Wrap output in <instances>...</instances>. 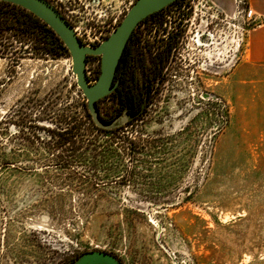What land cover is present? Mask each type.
Returning <instances> with one entry per match:
<instances>
[{
    "label": "rangeland",
    "instance_id": "374dc122",
    "mask_svg": "<svg viewBox=\"0 0 264 264\" xmlns=\"http://www.w3.org/2000/svg\"><path fill=\"white\" fill-rule=\"evenodd\" d=\"M46 1L93 48L136 0ZM182 13L212 39H171L142 114L103 132L69 53L37 54L3 22L20 16L1 14L0 264H68L92 250L122 264H264V65L246 62L250 26L227 0L167 6L138 25L134 58L152 61ZM85 70L94 83L100 57ZM116 107L97 102L103 118Z\"/></svg>",
    "mask_w": 264,
    "mask_h": 264
},
{
    "label": "water",
    "instance_id": "95a60500",
    "mask_svg": "<svg viewBox=\"0 0 264 264\" xmlns=\"http://www.w3.org/2000/svg\"><path fill=\"white\" fill-rule=\"evenodd\" d=\"M17 5L32 13L59 37L63 42L72 61V73L76 85L87 100V108L94 125L109 130L125 123L121 116L113 122L100 118L95 103L109 95L113 84L115 70L127 41L135 27L149 15L167 7L175 0H136L126 13L121 23L96 47H87L76 37L71 25L46 0H0ZM88 56L100 57V74L94 83L88 84L85 66ZM70 264H122L113 255L103 251H87L80 254Z\"/></svg>",
    "mask_w": 264,
    "mask_h": 264
},
{
    "label": "trees",
    "instance_id": "16d2710c",
    "mask_svg": "<svg viewBox=\"0 0 264 264\" xmlns=\"http://www.w3.org/2000/svg\"><path fill=\"white\" fill-rule=\"evenodd\" d=\"M177 1L179 0H175L171 4ZM163 9L149 15L148 17L143 19L139 24H142L143 22L147 21V19L151 18L153 15L160 13ZM10 13L19 15L21 18L20 22L18 20H14L13 22H10L9 20L7 22L6 20L3 22H6L7 25L13 24L20 28L19 35L22 36V38L34 40V46L32 47V50H34V52H36L37 54L42 53L52 55L68 54L67 48L65 47L63 42L52 31V29L47 26L46 23L41 21L32 13L26 11L25 9L17 5L0 1V16H2L1 14H4L5 17L8 18ZM138 25L135 27L132 34L130 35L117 64L114 77V82L117 83V87L114 88V90L106 96H114L116 99L117 107L113 115L110 118H103L97 108V102L99 100L95 103V107L99 113L100 118L107 122H113L119 119L121 116H123L127 120L141 115L150 100L152 87L151 84L155 78L152 77L150 79L149 76L145 74L144 59L140 56L141 54L138 53L137 56L134 58L133 55L129 52V47L135 46L136 44L137 38L134 42H131V39L134 36V33H136L137 31L139 27ZM89 57L90 56L87 57V60ZM135 61H137V64L140 66V70L142 69V73L139 76L137 75L133 67ZM88 120L90 121L89 125L91 127L95 128L100 132L104 131L103 129L98 128L94 125L92 118L89 114Z\"/></svg>",
    "mask_w": 264,
    "mask_h": 264
},
{
    "label": "flooded vegetation",
    "instance_id": "af4514ba",
    "mask_svg": "<svg viewBox=\"0 0 264 264\" xmlns=\"http://www.w3.org/2000/svg\"><path fill=\"white\" fill-rule=\"evenodd\" d=\"M165 9H167V8H164L160 13H158L156 15H153L152 17H155L157 15L162 14L165 11ZM184 17H185V15L182 13L180 15V19L178 21V27H177L178 29L175 30L176 33L174 35H171L172 33L169 32V27L167 29L166 28L167 24L164 23L163 26H164V28H166L165 29L166 32H164L162 34V37L165 38L164 39L165 40V44L161 45L160 50L157 48L156 51H155V47L150 45V47H149L150 50H149L148 56L150 57V59H152V61L146 62L147 64L144 63L145 74L147 76H149L150 79L152 77H154L155 79H158V78H160L162 76L161 75V71L164 68V62L161 64V60L165 59L171 52V47L173 45V43L171 42V39L173 41L174 39L180 38V43H182L183 38L187 39L188 37H190V36H188V33H189V35L191 34L190 38L193 40V42L196 44V46H198V43H200V40H209L210 36H212V34H210V30H208L206 28L203 31L202 29L198 28L199 26L197 27V25H195L191 21L190 17H188V18H184ZM191 25H192V29L190 30L189 28H190ZM197 34H198V36H197ZM136 36H137V33H134V36L132 37L131 42L135 41ZM211 42H213V41H211ZM168 43H170V44H168ZM134 47L135 46L129 47V52L132 55L135 53ZM197 51H200V50L196 49V52ZM154 55H155V57H154ZM194 60L196 62L198 61V59L195 56H194ZM195 61H192V62L195 63ZM136 66H137V61L134 62V66H133L135 71H136V73H137L140 70V68H136ZM197 66H195V67H197ZM113 84L115 85L114 88H116L117 87V83H115L113 81ZM152 84H153V82H152ZM151 90H152V87H151ZM68 264H70V262Z\"/></svg>",
    "mask_w": 264,
    "mask_h": 264
},
{
    "label": "crops",
    "instance_id": "0c3cea01",
    "mask_svg": "<svg viewBox=\"0 0 264 264\" xmlns=\"http://www.w3.org/2000/svg\"><path fill=\"white\" fill-rule=\"evenodd\" d=\"M229 6H235L236 0H227ZM247 6L260 20L248 29L245 38V60L247 63L264 65V0H245Z\"/></svg>",
    "mask_w": 264,
    "mask_h": 264
},
{
    "label": "built area",
    "instance_id": "2783aa9c",
    "mask_svg": "<svg viewBox=\"0 0 264 264\" xmlns=\"http://www.w3.org/2000/svg\"><path fill=\"white\" fill-rule=\"evenodd\" d=\"M236 8L238 9V13L241 14V19L243 20L244 24L250 26V28L257 25V21H259L260 18L258 19L256 17L252 10L247 6L245 0H236ZM211 39L212 36H210V40ZM210 44H212V42Z\"/></svg>",
    "mask_w": 264,
    "mask_h": 264
},
{
    "label": "bare ground",
    "instance_id": "6f19581e",
    "mask_svg": "<svg viewBox=\"0 0 264 264\" xmlns=\"http://www.w3.org/2000/svg\"><path fill=\"white\" fill-rule=\"evenodd\" d=\"M197 36H198V34H197ZM200 45V44H199Z\"/></svg>",
    "mask_w": 264,
    "mask_h": 264
}]
</instances>
